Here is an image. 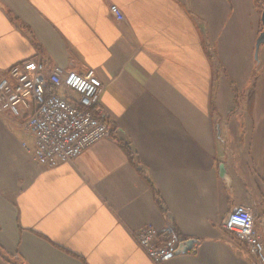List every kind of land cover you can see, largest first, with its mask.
<instances>
[{
    "label": "crops",
    "instance_id": "1",
    "mask_svg": "<svg viewBox=\"0 0 264 264\" xmlns=\"http://www.w3.org/2000/svg\"><path fill=\"white\" fill-rule=\"evenodd\" d=\"M263 12L264 0H0V75L31 59L94 70L111 130L40 167L33 136L0 114V264H156L133 233L169 224L199 243L165 264H256L222 224L242 208L263 230Z\"/></svg>",
    "mask_w": 264,
    "mask_h": 264
},
{
    "label": "built area",
    "instance_id": "2",
    "mask_svg": "<svg viewBox=\"0 0 264 264\" xmlns=\"http://www.w3.org/2000/svg\"><path fill=\"white\" fill-rule=\"evenodd\" d=\"M110 11L118 21L125 20L117 6ZM104 90L94 70L67 72L49 60L31 59L0 75V114L33 136L36 164L56 168L74 162L110 136V114L101 106ZM261 224L260 233L256 216L242 208L231 212L222 224L246 244L256 264H264V218ZM133 235L156 264L173 260L183 242L174 224L163 231L146 226Z\"/></svg>",
    "mask_w": 264,
    "mask_h": 264
},
{
    "label": "water",
    "instance_id": "3",
    "mask_svg": "<svg viewBox=\"0 0 264 264\" xmlns=\"http://www.w3.org/2000/svg\"><path fill=\"white\" fill-rule=\"evenodd\" d=\"M262 23H263V32L261 33L260 37L258 38L257 45H256V58H258L259 51L261 47L264 46V12L262 14ZM220 177L223 179L227 178L226 171L223 165L220 166ZM199 243L198 240L189 239L183 241L177 250V255L186 254L189 251L194 249L195 244Z\"/></svg>",
    "mask_w": 264,
    "mask_h": 264
},
{
    "label": "trees",
    "instance_id": "4",
    "mask_svg": "<svg viewBox=\"0 0 264 264\" xmlns=\"http://www.w3.org/2000/svg\"><path fill=\"white\" fill-rule=\"evenodd\" d=\"M0 254L5 257V254L3 253V251L0 249Z\"/></svg>",
    "mask_w": 264,
    "mask_h": 264
},
{
    "label": "rangeland",
    "instance_id": "5",
    "mask_svg": "<svg viewBox=\"0 0 264 264\" xmlns=\"http://www.w3.org/2000/svg\"><path fill=\"white\" fill-rule=\"evenodd\" d=\"M261 7H262V6H259V9H260V10H261Z\"/></svg>",
    "mask_w": 264,
    "mask_h": 264
}]
</instances>
